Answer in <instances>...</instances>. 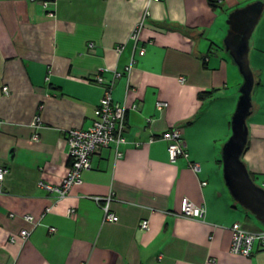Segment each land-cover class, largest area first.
I'll use <instances>...</instances> for the list:
<instances>
[{
	"label": "crops",
	"instance_id": "0c3cea01",
	"mask_svg": "<svg viewBox=\"0 0 264 264\" xmlns=\"http://www.w3.org/2000/svg\"><path fill=\"white\" fill-rule=\"evenodd\" d=\"M41 1L0 0V167L9 171L0 264H264L257 246L250 257L230 252L234 224L255 233L264 225L232 199L222 162L243 85L225 49L227 21L264 0H54V18ZM249 60L256 84L242 160L264 180V12ZM112 82L113 102L127 110L123 155L102 149L82 184L60 198L41 185L61 186L71 167L66 133L93 125ZM159 102L167 107L159 111ZM170 129L188 154L175 163L162 139ZM185 199L205 209L203 221L179 215ZM107 204L116 222L104 221ZM26 215L39 226L10 243L31 228Z\"/></svg>",
	"mask_w": 264,
	"mask_h": 264
},
{
	"label": "built area",
	"instance_id": "2783aa9c",
	"mask_svg": "<svg viewBox=\"0 0 264 264\" xmlns=\"http://www.w3.org/2000/svg\"><path fill=\"white\" fill-rule=\"evenodd\" d=\"M35 2V0H30ZM162 0H148L149 3H158ZM44 12L51 17H55V1L43 0L38 2ZM149 13L146 12L145 16ZM143 21L134 30L131 39L137 44L140 41V34L143 29ZM139 54L143 56L145 49L140 50ZM133 63V61H132ZM132 65V64H131ZM131 73V66L125 68L123 73L115 72V79L121 78L123 75H129ZM98 74L96 77V83L99 85L104 84V79ZM114 88V82L107 84L105 94L100 100L98 107L95 110V121L93 125L85 130H68L66 133V143L69 147V158L71 161V167L69 172L58 188H51L49 186L41 185L43 188L50 192L56 193L60 198L66 196L74 186L82 184V173L90 169L91 159L93 156L100 153L104 148H113L116 157L119 159L122 157L121 147L126 144L124 137L126 132L125 116L126 108L115 104L112 100V91ZM4 94H8V88H3ZM167 107L166 103H157V109L159 111ZM35 128L40 127V119L35 118ZM37 135L34 136V140H37ZM162 139L167 142V151L169 154V160L171 163H175L180 157L188 158L186 151L185 141L182 139L181 133L178 129H170L162 135ZM192 170L195 173L200 172L199 164H192ZM8 169L0 167V186L2 185L5 177L8 174ZM205 185V184H203ZM260 187L264 190V180ZM104 221L116 222L118 218L110 213L108 204L104 206ZM49 210H47L48 212ZM73 215V211L69 212ZM179 215L184 218L203 221L205 219L206 211L203 207L196 206L189 200L182 201ZM13 217V216H11ZM24 221L29 224L30 229H23L19 232L18 237L10 239V243L15 244L18 240L27 241L31 235L32 229L39 226L40 220H36L31 215L23 217ZM140 229L142 231L149 230V224L146 221L141 222ZM232 242L230 246V252L234 255L250 257L253 254L254 248L257 246L259 249L264 250V231L261 232H248L242 228L238 223L234 224L231 228ZM51 233H56L54 228L50 229Z\"/></svg>",
	"mask_w": 264,
	"mask_h": 264
},
{
	"label": "water",
	"instance_id": "95a60500",
	"mask_svg": "<svg viewBox=\"0 0 264 264\" xmlns=\"http://www.w3.org/2000/svg\"><path fill=\"white\" fill-rule=\"evenodd\" d=\"M264 12L256 2L235 10L228 18L225 49L243 78L240 97L231 121L232 134L222 150L223 177L232 199L264 225V190L258 186L242 160L249 139L248 119L252 115L255 85L250 66V39Z\"/></svg>",
	"mask_w": 264,
	"mask_h": 264
},
{
	"label": "rangeland",
	"instance_id": "374dc122",
	"mask_svg": "<svg viewBox=\"0 0 264 264\" xmlns=\"http://www.w3.org/2000/svg\"><path fill=\"white\" fill-rule=\"evenodd\" d=\"M239 72V71H238ZM255 94V91L253 92V96ZM249 120V119H248ZM263 179L262 178H256L255 183L260 186L262 184Z\"/></svg>",
	"mask_w": 264,
	"mask_h": 264
},
{
	"label": "trees",
	"instance_id": "16d2710c",
	"mask_svg": "<svg viewBox=\"0 0 264 264\" xmlns=\"http://www.w3.org/2000/svg\"><path fill=\"white\" fill-rule=\"evenodd\" d=\"M252 72H253V75H254V79H255V73H254V71L252 70ZM255 84H256V81H255ZM255 86V85H254ZM246 150H247V148H246ZM251 174V173H250ZM251 177H252V179L254 180V182H255V179H254V176L251 174Z\"/></svg>",
	"mask_w": 264,
	"mask_h": 264
}]
</instances>
